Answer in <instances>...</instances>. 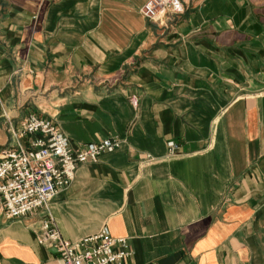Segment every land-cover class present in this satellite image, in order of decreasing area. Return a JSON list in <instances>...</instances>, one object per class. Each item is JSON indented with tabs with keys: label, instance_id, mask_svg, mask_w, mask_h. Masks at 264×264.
<instances>
[{
	"label": "crops",
	"instance_id": "1",
	"mask_svg": "<svg viewBox=\"0 0 264 264\" xmlns=\"http://www.w3.org/2000/svg\"><path fill=\"white\" fill-rule=\"evenodd\" d=\"M183 1L157 23L148 0H0V153L31 112L75 149L117 138L49 204L64 238L107 227L124 264H264V0ZM43 217L0 214V264H64Z\"/></svg>",
	"mask_w": 264,
	"mask_h": 264
},
{
	"label": "built area",
	"instance_id": "2",
	"mask_svg": "<svg viewBox=\"0 0 264 264\" xmlns=\"http://www.w3.org/2000/svg\"><path fill=\"white\" fill-rule=\"evenodd\" d=\"M185 11L183 0H148L141 10L157 23L169 13ZM132 101L136 104L135 97ZM13 134L14 146L0 153V214L14 219L43 211L38 241L56 248L64 264H124L132 254L127 238L114 237L104 227L77 240L66 239L49 211L59 190L73 183L79 166L98 162L103 153L116 150L120 140L104 138L75 149L54 122L36 112L29 113Z\"/></svg>",
	"mask_w": 264,
	"mask_h": 264
},
{
	"label": "clouds",
	"instance_id": "3",
	"mask_svg": "<svg viewBox=\"0 0 264 264\" xmlns=\"http://www.w3.org/2000/svg\"><path fill=\"white\" fill-rule=\"evenodd\" d=\"M177 9H178V10H181V9L179 8V4H178V3H177Z\"/></svg>",
	"mask_w": 264,
	"mask_h": 264
}]
</instances>
